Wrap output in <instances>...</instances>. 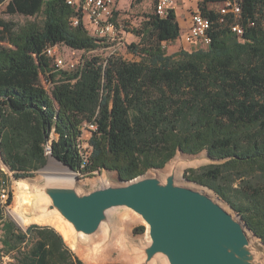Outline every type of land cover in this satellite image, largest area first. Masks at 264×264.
<instances>
[{
	"label": "trees",
	"instance_id": "1",
	"mask_svg": "<svg viewBox=\"0 0 264 264\" xmlns=\"http://www.w3.org/2000/svg\"><path fill=\"white\" fill-rule=\"evenodd\" d=\"M201 0L211 20L210 42L168 54L164 45L180 36L173 9L142 15L128 50L84 57L72 70L56 68L45 48L63 44L95 52L107 43L89 34L64 0H0L8 14L43 15L41 23L0 18V194L10 180L31 177L49 155L79 169L80 127L93 122L92 154L84 172L109 169L131 179L163 167L180 148L203 150L217 160L186 177L215 191L238 211L264 242V0H240V18L220 16ZM221 18L223 20L221 21ZM238 22L237 36L230 26ZM254 22V25H250ZM51 87L47 90L41 81ZM55 135V137H52ZM0 198V261L6 264H84L51 226L24 230L5 213ZM119 264V263H117Z\"/></svg>",
	"mask_w": 264,
	"mask_h": 264
},
{
	"label": "water",
	"instance_id": "2",
	"mask_svg": "<svg viewBox=\"0 0 264 264\" xmlns=\"http://www.w3.org/2000/svg\"><path fill=\"white\" fill-rule=\"evenodd\" d=\"M197 154L178 148L162 171L165 165L128 180L102 169L106 175L93 188L76 176L51 177L24 193L42 199V213L56 216L62 227H54L67 230L66 239L77 246L101 230L111 236L123 224L116 222L115 213L129 210L146 224L147 240L129 243L128 252L138 256V264H264V242L242 215L209 187L182 178V168Z\"/></svg>",
	"mask_w": 264,
	"mask_h": 264
},
{
	"label": "rangeland",
	"instance_id": "3",
	"mask_svg": "<svg viewBox=\"0 0 264 264\" xmlns=\"http://www.w3.org/2000/svg\"><path fill=\"white\" fill-rule=\"evenodd\" d=\"M131 0H120V5H126ZM153 4L154 0H132L130 7H126L123 11H119V14L116 15V22L120 24L124 30L123 33V43L121 45L117 44H107L105 47L99 48L95 52H83L80 50H74L75 55L72 54V50L63 45L59 44L58 48L60 51L61 56L65 60H70L77 57H90V56H100L101 58H106L110 56L111 54H115L117 56H120L123 59L126 60H138L139 57L132 54L128 48L127 45L131 42H136L138 40L137 37L133 34L134 28H136L140 21L142 20V15L148 12H151L153 10ZM219 4H211L210 8H217ZM0 18L11 22L15 24L16 28L22 24H25L27 21H37L41 23L43 21V15L39 14L38 16L34 17H26L21 14H8L5 12V4L0 6ZM1 46H8V44L4 41H0ZM199 45V44H197ZM182 46H185L186 48H193L196 46V44H185L182 41H180L179 45H173L168 44L165 47V50L168 54H170L173 51H178L179 48ZM43 86L49 90L51 85L46 81L45 78H41ZM52 137H55V135H52ZM48 142H51L49 140ZM49 149L47 146V164L37 170L33 176L25 179V180H15L11 179L9 182V186L4 191H1V193H4V197H1L2 203H5V200L7 199V190L12 192V201L9 205L5 206V213L6 215L13 220L20 228L23 230L30 224L35 222H28V223H21L17 219V213L24 211L25 205L27 203V199L24 196L25 189L30 185H38L43 183L47 178H57V177H67V176H76L78 177V181L80 184L84 185L87 188H93L95 186L100 185V179L102 176L106 175L103 170L96 171L90 175L80 177L76 175L73 171H71L68 167L64 166L60 162H58L56 159L51 157L49 155ZM211 163V160L207 157V154L205 151L199 152L195 159L191 164L185 165L181 170V175L183 179H186L187 175H191L189 168H198L200 166L206 165ZM0 166L2 169L6 170L4 165L0 161ZM164 168H166V165L160 170L162 171ZM150 172H154L155 170H149ZM109 176L116 177L115 172H109ZM212 193H214L212 190H210ZM215 194V193H214ZM115 219L116 222H123V224H131L129 227L130 229V235L128 236L132 237L133 239H136L138 242L142 243L147 240V232H146V224L133 212L129 210H119L115 213ZM38 225H48L53 228H55L63 237L66 246L70 250V252L77 257L79 260H81L84 264H131L128 263L126 260V254L124 246L120 244V242H115L114 244L104 248V249H98V243L92 244L91 247L84 246L79 247L72 243L70 240L66 239L61 231L57 229L56 227L50 225V224H44V223H36ZM122 226V225H121ZM120 226V227H121ZM81 240V239H79ZM107 253V254H105ZM104 254V255H102ZM129 257H133L131 260H133L136 264L139 263V258L137 255L130 254ZM130 257V258H131ZM129 258V259H130ZM10 259L3 258L2 261H0V264H6Z\"/></svg>",
	"mask_w": 264,
	"mask_h": 264
},
{
	"label": "built area",
	"instance_id": "4",
	"mask_svg": "<svg viewBox=\"0 0 264 264\" xmlns=\"http://www.w3.org/2000/svg\"><path fill=\"white\" fill-rule=\"evenodd\" d=\"M64 1L65 4L71 7L74 11V15L71 18L72 26H76L81 23L91 36L102 38L107 44L121 45L123 43L124 30L122 26L116 22L114 0ZM178 1L183 2L185 0H155V11L157 14L164 16L168 10L175 7ZM192 1H194L195 5L190 12L188 30L186 33L179 36V40L185 44H196L195 48L206 47L210 42L208 34L212 23L210 18L202 14L200 11L199 3L201 0ZM241 7L240 0H225L218 5L217 13L220 14V16L231 14L236 20H238V18H240ZM222 20L223 18H221V21ZM262 24L264 25V10ZM250 25H254V22H250ZM230 28L237 36H240L243 33V27L238 22H235L230 26ZM58 46L59 44H55L45 48V54L51 58L52 63L56 68L72 70L83 64L84 57H77L68 61L65 60L61 56ZM71 50V55H75L74 49ZM95 130L96 125L93 122H85L80 127V148H78L79 169L76 171L72 170L78 176H87L96 172L83 171L90 163L92 154L90 139ZM49 144L50 142H48V146ZM4 196V193L0 194V198Z\"/></svg>",
	"mask_w": 264,
	"mask_h": 264
},
{
	"label": "bare ground",
	"instance_id": "5",
	"mask_svg": "<svg viewBox=\"0 0 264 264\" xmlns=\"http://www.w3.org/2000/svg\"><path fill=\"white\" fill-rule=\"evenodd\" d=\"M78 148H80V137H79V142H78ZM180 176V174L178 175ZM84 177V176H80ZM72 179V177H68L67 180ZM208 192V191H207ZM209 193V192H208ZM24 196L27 199V203L25 205L24 211H21L17 213V219L21 223H28V222H37V223H46V224H51L56 227H60L61 224L54 215H48V214H43L42 213V204L43 200L42 199H35L32 196H28L26 193H24ZM131 224H122L121 227H118L116 231L110 236L107 231L101 230L99 235L96 237H93L89 239V241L85 242V246L88 245V247H91L92 244L95 242L98 243V249H104L115 242H120L121 245L124 246L125 249V254H126V260L128 263H132V261L129 259L128 256V251H129V243L132 240V237L128 236L127 234L130 235V229L129 227ZM62 227V226H61ZM61 231L64 235V237H68L69 234L67 230L64 228H61ZM87 244V245H86ZM84 245H79V247H83ZM107 254V253H105ZM104 255V254H102Z\"/></svg>",
	"mask_w": 264,
	"mask_h": 264
},
{
	"label": "crops",
	"instance_id": "6",
	"mask_svg": "<svg viewBox=\"0 0 264 264\" xmlns=\"http://www.w3.org/2000/svg\"><path fill=\"white\" fill-rule=\"evenodd\" d=\"M119 2H120V0H114L115 17L117 15V13L119 14V11L121 12L126 7H130L132 0L129 1L126 5H123V6L120 5ZM154 3H155V0H154ZM194 5H195L194 1H192V0H185L183 2L178 1L176 3L175 7L173 8V10L175 12V15H176V18H177V21H178L179 26H180V35L186 33L187 30H188L189 23H190V12L193 9ZM179 43H180V40H179V37H178L175 41H173L172 43H169V44H171V46H173V45H176V44L179 45ZM167 45H165V47ZM195 47L188 49L185 46H182L179 49H184V50H187V51H192ZM176 51H173L171 53H174Z\"/></svg>",
	"mask_w": 264,
	"mask_h": 264
}]
</instances>
